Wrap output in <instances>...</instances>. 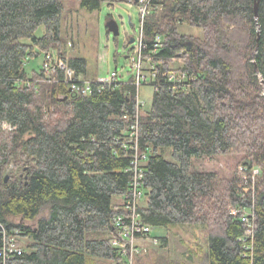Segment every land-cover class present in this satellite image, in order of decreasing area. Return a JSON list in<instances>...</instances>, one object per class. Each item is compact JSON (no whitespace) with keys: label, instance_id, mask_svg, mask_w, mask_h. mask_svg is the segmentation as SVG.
<instances>
[{"label":"trees","instance_id":"1","mask_svg":"<svg viewBox=\"0 0 264 264\" xmlns=\"http://www.w3.org/2000/svg\"><path fill=\"white\" fill-rule=\"evenodd\" d=\"M69 2L95 13L129 0H0V121L15 127L0 129V223L20 247L22 239L31 241L6 264L120 259L110 236L124 203L114 198L130 192L135 152L118 139L138 120L147 156L144 223L198 230L204 238L198 251L208 253V264H264V0L258 20L255 0L154 2L160 5L144 24L143 59L156 78L152 106L141 114L132 74L101 90L95 85L89 96L71 92L61 73L55 82L37 83L48 52L66 59ZM183 24L203 37L181 34ZM37 60L42 67L30 75L27 65ZM66 61L88 79L86 58ZM177 70L188 74L189 90L176 91L166 79ZM230 155L239 161L229 178L193 169L195 158ZM255 169L260 175L253 183ZM231 209L251 214L252 241L241 240L247 226ZM44 211L48 216L40 218ZM160 239L168 245L167 237ZM2 240L0 234V247ZM162 261L186 264L166 257L156 264Z\"/></svg>","mask_w":264,"mask_h":264},{"label":"rangeland","instance_id":"2","mask_svg":"<svg viewBox=\"0 0 264 264\" xmlns=\"http://www.w3.org/2000/svg\"><path fill=\"white\" fill-rule=\"evenodd\" d=\"M113 18L120 26V36L115 38L108 33L106 23ZM140 29V15L137 6L121 3L108 6L104 4L100 11L88 13L80 8L78 3L69 2L66 5V13L63 21V37L65 42L66 59L83 57L88 61V79L97 80L107 77L110 73L118 71L122 73L121 80H127L130 74H134L131 68L130 51L133 43L130 44L129 35L138 33ZM43 28L37 33L41 35ZM181 34L203 37L200 29L192 28L186 24L179 26ZM128 43V44H127ZM117 57V59H116ZM43 60H37L27 65V71L32 75L33 70H39ZM173 69L179 67L178 63L172 64ZM148 69V63L145 64ZM154 87L144 85L140 88L141 100L145 102V110L152 106ZM144 110V111H145ZM166 159L172 161L171 150L167 151ZM238 157L219 156L211 159H193V169L197 171L219 172L226 178L233 175L238 166ZM122 201L121 197H115L114 203ZM48 212L44 211L42 217H47ZM39 218V219H40ZM35 221L31 226L36 225ZM152 237L158 238V243H147L144 252L139 257V264H156L161 257L186 264L206 263V253L198 251L200 243L204 238L201 232L192 227H176L170 230L153 229ZM167 237L168 245L160 239ZM31 241L22 239L24 250ZM196 251L198 253L196 254ZM196 254V255H194ZM138 260V259H137ZM101 263V262H99ZM106 263V262H102ZM107 264V263H106ZM162 264H165L162 261Z\"/></svg>","mask_w":264,"mask_h":264},{"label":"built area","instance_id":"3","mask_svg":"<svg viewBox=\"0 0 264 264\" xmlns=\"http://www.w3.org/2000/svg\"><path fill=\"white\" fill-rule=\"evenodd\" d=\"M155 1L162 0H139L138 3H136L135 0H129L128 2L130 7L134 5L137 6L140 15L139 32L128 36L129 39H134V46L130 49L132 54L129 58L134 73L133 76L135 77V85L138 89V114L143 113L145 110V102L142 101L140 97V88L144 85H152L156 78L154 68H152L153 71H150L148 65V69H146L145 64H147V62L143 59L144 51L147 48L143 42L144 24L152 12L160 5L155 4ZM157 41L158 43L161 42V38L158 37ZM43 72V78L37 83L55 82L58 75L61 73L64 75L65 82L70 85L71 92L82 96L91 95L95 85L101 90L105 85L115 84L121 80L122 76V73L119 74L118 71L110 73L107 77L98 78L96 81L85 79L83 76H76L75 71L68 66L66 59L59 57L54 51H50L46 54ZM165 77L169 83L173 84V88L176 91H187L191 88L189 76L184 71H171L166 73ZM27 86L31 87V83H27ZM0 129L4 131H13L15 127L8 122L0 121ZM118 141L124 149H133L135 152L130 169L134 174V179L129 194L124 197V213L117 215L113 221L116 231L110 236V245L117 251L120 259L111 264H136L137 259L144 252L145 246L142 245V243H158V239L152 237L153 228L144 223L140 214V208L146 198L143 188V167L146 163L147 156L140 151L139 120L135 122L128 132L119 138ZM240 170L242 171L243 168H240ZM259 175V169H255L251 176L253 183ZM247 192H249L248 189ZM231 214L234 217H239L247 226L244 238L241 240L244 243L252 241L254 238V229L251 214L238 209H231ZM0 234L3 237L2 246L0 247V257L5 260L4 264L13 259V257L24 253V249L17 243V237L10 235L8 229L1 223ZM16 235H18V232H16Z\"/></svg>","mask_w":264,"mask_h":264},{"label":"water","instance_id":"4","mask_svg":"<svg viewBox=\"0 0 264 264\" xmlns=\"http://www.w3.org/2000/svg\"><path fill=\"white\" fill-rule=\"evenodd\" d=\"M136 3H138L139 0H135ZM259 6H260V0H255V17L256 20L259 18ZM107 30L115 37L118 38L120 36V28L119 24L115 19H110L106 23ZM130 43H134V39L132 38L130 40ZM262 84L264 85V81H262ZM9 180V176L6 177V181ZM206 263L203 264H208V253H206Z\"/></svg>","mask_w":264,"mask_h":264},{"label":"crops","instance_id":"5","mask_svg":"<svg viewBox=\"0 0 264 264\" xmlns=\"http://www.w3.org/2000/svg\"><path fill=\"white\" fill-rule=\"evenodd\" d=\"M42 64H43V61H42ZM42 67V65L40 66V68ZM34 71V70H33ZM124 203V198H122V201H120V202H118L117 204H119V205H122ZM166 230H164V232H165ZM142 245H144V246H146L147 245V243H142ZM198 253V251H196V254ZM196 254H194V255H196Z\"/></svg>","mask_w":264,"mask_h":264},{"label":"bare ground","instance_id":"6","mask_svg":"<svg viewBox=\"0 0 264 264\" xmlns=\"http://www.w3.org/2000/svg\"><path fill=\"white\" fill-rule=\"evenodd\" d=\"M156 2V1H155Z\"/></svg>","mask_w":264,"mask_h":264}]
</instances>
